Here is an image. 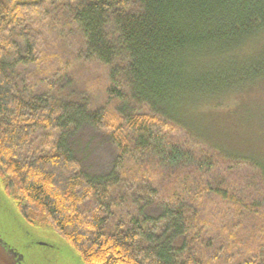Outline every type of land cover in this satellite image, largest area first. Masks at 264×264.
<instances>
[{
    "label": "trees",
    "instance_id": "1",
    "mask_svg": "<svg viewBox=\"0 0 264 264\" xmlns=\"http://www.w3.org/2000/svg\"><path fill=\"white\" fill-rule=\"evenodd\" d=\"M52 14L79 29L86 60L108 67V105L66 101L28 82L21 89L20 69L44 62L35 29ZM262 36L264 0H0L6 194L27 223L52 227L84 264H264V195L249 178L258 166H223L175 117L263 79L264 52L243 63L238 54ZM219 63L231 71L221 74ZM83 123L117 151L98 179L69 147ZM37 137L41 150L31 153ZM239 245L243 261L233 258Z\"/></svg>",
    "mask_w": 264,
    "mask_h": 264
},
{
    "label": "rangeland",
    "instance_id": "2",
    "mask_svg": "<svg viewBox=\"0 0 264 264\" xmlns=\"http://www.w3.org/2000/svg\"><path fill=\"white\" fill-rule=\"evenodd\" d=\"M53 17L54 14L40 22L35 29L40 42L39 56L44 57V62L20 69L17 80L21 89L28 82L37 92L54 88L66 101H88L93 108L105 103L108 105L112 101L106 91L110 81L108 67L94 60H86L79 29L65 15L58 20ZM263 52L264 40H261L246 46L238 54L243 63L247 57H255ZM63 65L66 67L65 74L55 78L53 71L61 66L63 68ZM214 67L220 68L221 74L231 71L226 63ZM42 78L53 86H45ZM175 117L178 118L179 127L184 126L194 136L198 135L202 143L207 142L204 144L208 149V145H212L210 150L217 152L223 166L235 161H247L262 168L264 173V78L255 85L244 86L235 92L200 99L189 110L176 112ZM68 140L72 154L81 161L90 177L98 179L111 171L117 151L102 132L83 123L70 134ZM40 142L39 137L34 140L31 153L41 150ZM258 167L251 169L249 178L253 189L264 195V174L259 172ZM0 212V233L4 234L9 244L22 252L25 264H84L75 248L52 227L34 226L24 221L26 226L17 203L4 192L1 181ZM245 235L249 236L248 233ZM35 241L48 243L54 248H39ZM246 254L248 252L243 245H239L233 258L243 261Z\"/></svg>",
    "mask_w": 264,
    "mask_h": 264
},
{
    "label": "water",
    "instance_id": "3",
    "mask_svg": "<svg viewBox=\"0 0 264 264\" xmlns=\"http://www.w3.org/2000/svg\"><path fill=\"white\" fill-rule=\"evenodd\" d=\"M3 189H4V187H3ZM4 192H5V190H4ZM0 214H1V212H0ZM21 217H22V215H21ZM24 221L25 220H23V222ZM0 222H2L1 219H0ZM24 224L27 226V224L25 222H24ZM35 243L39 246V248H44V249L54 248V246H52L48 243H45V242L42 243V241H39V243H38V241H35ZM0 264H25V257L22 254V252L19 251L15 246L8 243L5 240L3 233H0Z\"/></svg>",
    "mask_w": 264,
    "mask_h": 264
}]
</instances>
